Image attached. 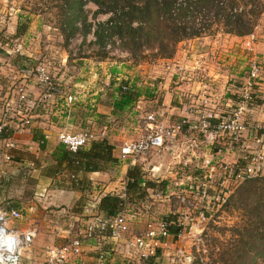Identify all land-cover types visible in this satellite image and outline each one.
<instances>
[{"label":"rangeland","instance_id":"obj_1","mask_svg":"<svg viewBox=\"0 0 264 264\" xmlns=\"http://www.w3.org/2000/svg\"><path fill=\"white\" fill-rule=\"evenodd\" d=\"M63 2L64 0H0V79L6 86L0 91V116L5 114L6 117L15 118L12 108L15 102L12 104L11 102L16 101L19 96L16 95L17 88L21 86L27 111L25 115L21 112L20 117L30 121L24 128L34 126L35 120L41 118L56 124L57 142L59 134H77L86 131L93 133L96 140L97 134L92 128L85 129L89 127L83 124L71 125L76 128L75 133L65 130L66 115L73 117L74 114L71 113L78 111L76 107L79 108L88 95L98 90L106 92L107 87L114 89L115 85L119 81H124L123 78L127 75L132 77L133 83L157 91L156 86L160 79L157 76L158 70H162L175 77L177 83L183 86L193 83L197 85L196 92L188 98L187 104L192 106V110L209 113L217 120L223 117L224 122L232 121L237 128L234 134L219 133L208 142L204 138L205 133L199 130L190 132L183 128L181 142L171 146L168 143L162 151H151L137 158L133 165L117 160L116 165L105 167L100 178L101 183H117L112 191H119V188L125 187L126 180L122 172L133 166L144 169L141 172L145 179L160 181L161 178L166 177L169 184L164 192L149 191L144 199L126 206L124 214L129 226V233L126 236L117 242L110 240L100 243L87 242L82 247L81 255L71 260L69 264H96L97 253L104 255V264L108 262L140 264L136 254L125 248V241L143 231L147 224L156 223L169 216L176 218L181 228L180 234L163 240L167 247L159 250L156 259L151 263L145 264H223V260H228L230 249L237 243L238 233H243L248 216L253 222L256 221V217L248 211L250 207H254L255 201L249 200L246 210H243L241 200L237 198L236 193L242 182H235L227 174L224 175L226 170L223 168L225 165H244L250 158L256 157L255 167L260 180H264V149L263 146L254 143L255 137H264V1H259L260 12L250 35L233 37L224 34L221 28L215 25L213 15H201L195 29H200L202 35L198 39L180 42L176 46L174 56L164 61L153 58L151 56L153 52L147 48L132 58L122 50L121 39L117 36L105 41L104 50L109 56L99 60L97 56L99 49L94 45L95 39L92 33L97 24L108 20L109 15L98 13L93 16L98 8L91 2H87L84 9L92 30L83 36L79 28V32L65 43L58 30L62 20L61 14L65 8ZM226 13L235 12L227 10ZM17 25L25 26L26 32L18 39H11ZM250 37L253 39L252 46ZM242 38L245 40H241ZM250 47H253V50ZM253 64L259 68V74L255 80L252 79L254 84L248 90L252 97L251 101L243 107L240 103L244 100L241 91L250 77ZM36 67L45 69L57 91L52 94L47 93V89L38 83L36 77L23 80L17 75L20 69L34 70ZM147 73H154L151 76L156 78L147 79ZM215 74L217 75L214 76ZM149 84L152 85L148 86ZM158 98L159 93H154L153 100L157 101ZM157 110L156 107L149 108L144 105L141 110L118 114V122L115 124L117 127H124L122 134L126 136L118 143L136 140L144 133L141 124L145 115L142 113L149 114L148 111L155 116L156 124L160 122L170 126L178 124L176 121L164 123L158 116ZM196 117L187 121L195 124L199 120V116ZM18 123L20 124L19 121ZM14 131L16 132L17 129L14 128ZM193 140L194 143L191 142ZM13 147L18 149V146ZM235 149L238 152L234 151ZM18 150L26 153L22 154L24 159L32 160L25 147ZM12 151L9 152L11 158ZM205 153L208 155L205 156ZM49 155L45 152L38 156L36 164L43 168L47 167L50 164ZM258 155L261 160L257 158ZM13 159L14 157L7 162L13 163ZM206 161L209 163L207 166L204 164ZM153 162L160 165L159 178L157 175L152 177L147 170ZM208 175L211 177L208 178ZM16 178L20 181V186ZM7 179L13 180L12 183L10 180L9 187H16V191L6 194V202H8L6 207H11L9 202L20 200L23 203L20 208L22 224L27 225V222L32 224L22 228L38 226V223H33V219L26 218V207H23L31 201L33 204L39 203V200L33 196L35 184L30 169L19 167L13 176L7 174ZM202 182H206L209 186V200L197 199L196 208L187 210L178 202L177 197L184 193L190 184ZM57 185L56 181L52 186L54 188ZM93 188L98 189V186ZM93 188L84 195L83 211L78 215L71 214L69 217L57 215V212H62L56 207L50 208L51 213L43 214L46 219H42L40 223V232L34 240V245L32 244L25 251V254L34 256L36 260L34 263H42L40 259L41 255H44V247L64 243L62 237L65 236V230H71V235L78 238L83 233L85 224L98 215L96 206L100 198L95 199ZM223 196H225L224 201H222ZM199 214L203 215V219L197 218ZM254 244L256 248L264 246V242L260 239ZM35 250L37 254L34 255ZM263 257L257 259L255 263L264 264ZM29 260V256H22L21 264H28Z\"/></svg>","mask_w":264,"mask_h":264},{"label":"trees","instance_id":"obj_2","mask_svg":"<svg viewBox=\"0 0 264 264\" xmlns=\"http://www.w3.org/2000/svg\"><path fill=\"white\" fill-rule=\"evenodd\" d=\"M259 1L64 0L65 8L61 14L62 20L58 30L65 43L79 32V28L83 36L89 34L92 26L87 22L84 6L87 2H91L98 8L93 16L98 13L109 15L108 20L97 24L92 33L95 39L94 45L99 49L97 53L99 60H104L109 56L104 50V43L113 36L121 39L122 50L130 54L132 58L147 48L153 52L151 53L153 58L171 59L180 42L196 39L202 35L200 29H195L201 15H213L215 25L219 26L224 34L235 37L250 35L256 26L260 12ZM227 10L235 13L227 14ZM25 32V26L17 25L16 32L11 39H18ZM110 96L113 115L131 111L141 96H144V100L153 101V93L146 87H136V83L130 84L129 81H120L112 89ZM216 122L213 121L214 124ZM20 130L30 132L32 141L37 145L38 150L41 152L45 150L46 139L40 131L33 128ZM12 134V128H4L0 132V139L9 140ZM114 151L115 147L105 138L94 140L75 153L68 151L59 142L52 149L49 155L50 164L42 170V174L57 181L56 187L81 194L70 213L78 215L83 211L84 195L91 191L90 181L86 179V175L102 172L105 167L117 164L118 159L114 157ZM36 166L39 167L37 164ZM257 177L242 181L236 192L243 210H246L249 200L255 201L254 207H250L248 211L256 217V221L253 222L248 216L243 233H238L237 243L230 249L228 260H223V264H256L255 261L264 256V246L256 248L254 244L257 239L264 242V180H260V176ZM125 179V187L121 194H106L100 197L96 206L98 214L96 216L103 220L112 219L125 210L128 204L144 199L147 192H164L169 184L168 181L155 183L145 179L141 169L134 166L127 169ZM162 219L167 223H172L169 226L170 235L174 237L180 233L181 228L177 226L175 217L169 216ZM152 261L153 259L148 260L149 263Z\"/></svg>","mask_w":264,"mask_h":264},{"label":"built area","instance_id":"obj_3","mask_svg":"<svg viewBox=\"0 0 264 264\" xmlns=\"http://www.w3.org/2000/svg\"><path fill=\"white\" fill-rule=\"evenodd\" d=\"M250 40L252 42V37H250ZM258 74L259 68L253 64L250 69V77L247 82L244 83L243 90L241 91L244 100L240 101V103H242L243 107H246L245 104L248 105L251 101L252 97L250 96V92H248V90H250L254 84L252 79L255 80ZM17 75L23 80L29 78L33 79V76L36 77L38 83L47 89V93L52 94L57 91L55 84L51 82L43 67H36L34 70L33 68L20 69L19 72H17ZM8 80H13V78H8ZM5 87L6 86L3 85L0 79V91H3ZM22 88L23 87L21 86L17 88L16 95L19 96L16 101L11 102V104L15 102L12 105L15 118L6 117L5 114L0 116V132L4 128H11L9 126L11 124H13V127L17 129V131H21L20 129L29 125L30 121L28 119H22V117H20L21 112L25 115L27 111ZM69 101H71V99H69ZM186 111H191L192 118L199 116V120L196 121L195 124H190L187 120H191V118H189V116H183L178 124L170 126L164 125L162 122L156 124L155 116L153 114L150 113L146 115L144 118V122L146 123L144 133L136 140L122 143L119 147L117 157L118 161L134 164V161L137 158L144 156L151 151L164 150L168 143L171 145L179 142V137H181V134L184 133L183 128L188 129L190 132H197L199 130L202 133H205L206 135L204 138L207 142L211 141L214 135L219 133L234 134L237 129L235 128L234 122L230 121L226 123L223 121V117L217 120L209 113H198V111L192 110V106H187ZM14 121L17 123L19 121L20 124H15L13 123ZM213 121L217 122L214 124ZM57 140L65 146L68 151L75 153L86 147L90 142L94 141L95 135L87 131L77 134L62 133L58 135ZM191 142L194 143V140ZM254 143L256 145L263 146L264 149L263 136L255 137ZM13 146H15V144L11 140H7L4 143L3 147L0 148L1 161L7 162L11 160L9 152L15 149ZM260 154H262V152H260ZM257 158L261 160L259 155ZM256 160V157H252L248 160V163L244 165H225L223 169L226 171L223 174H227L228 177L230 176V178L235 182H242L247 179L255 178L259 176L257 167H255L254 163ZM204 164L207 166L209 163L205 162ZM151 175L152 177H155L154 173H151ZM210 177L211 175H208V178ZM149 181H156V179ZM208 188L209 186L206 182L190 184L187 190L177 197V200L187 210L195 209V201L197 199L206 201L209 200ZM224 199L225 196H223L222 201H224ZM197 218L203 219V215L199 214ZM19 221H22V215L19 210H0V264H21L23 253L29 249L37 237L38 229L35 227H29L22 230L12 227L15 222ZM171 224L172 223H167L163 220L147 224L143 231H140L137 235H134L125 241V248L136 254L137 261L140 264H145L149 259H156L157 252L164 247H167V244L163 242V240L172 236L169 234V226ZM176 224L178 226L177 222ZM178 227L180 228V226ZM82 232V234L76 238L71 235V230H65V236L62 237L65 240L64 243L58 246L46 247L44 249V260L41 264H69L71 260L76 259L81 255L82 247L87 242L93 241L95 243H100L105 240L113 242L121 240L129 233V226L124 210L119 212L112 219L103 220L98 216L92 217V219L85 224ZM179 234L177 236H179ZM104 262V255L97 253L96 264H104ZM106 264L110 263L108 262Z\"/></svg>","mask_w":264,"mask_h":264},{"label":"crops","instance_id":"obj_4","mask_svg":"<svg viewBox=\"0 0 264 264\" xmlns=\"http://www.w3.org/2000/svg\"><path fill=\"white\" fill-rule=\"evenodd\" d=\"M235 37V36H233ZM198 39V38H196ZM194 40V39H193ZM241 40H245V38H242ZM250 41V39H249ZM248 42V41H247ZM251 46L252 42L250 41ZM253 50V47H250ZM164 61V59H163ZM166 62V61H165ZM169 62V60H167ZM165 64V63H163ZM166 63L165 65H167ZM162 69V68H160ZM151 74L154 73H147L146 78L147 79H152L154 80L156 76L152 77ZM213 75V74H212ZM215 74L214 76H216ZM158 85L157 91L152 90L148 87V90L151 93H159V98L157 101H151V100H144L143 97L136 102L134 108L131 111H138L139 109L141 110L142 107L148 106L149 108L156 107L157 114L160 116L161 120L164 123H168L169 121H176L177 123L181 120L183 116H189V118L192 119V113L187 112L186 108L187 106L191 107V105L187 104L188 103V98L189 95L194 94L197 90V85L195 83L187 86H183L176 81L175 77H172L171 74H168L167 71L158 70ZM171 76V77H170ZM131 78L129 75L124 77V81H129L131 84ZM144 78V77H143ZM117 80V79H115ZM150 81V80H149ZM120 82V81H119ZM119 82L117 84H119ZM151 82V81H150ZM116 84V85H117ZM115 85V87H116ZM152 84H149L148 86H151ZM136 87H139V85L136 84ZM112 88L107 87L106 92H102L101 90L96 91L93 94L88 95L87 99H83V105H79V108L76 107V110H78L76 113H71L74 114L73 117L67 116L66 115V126L65 130L75 133L76 128L72 127L71 125L76 123L83 124L85 129H91L94 131V133L97 134V139H103L105 138L111 145L115 147L114 151V157L117 159L118 153H119V147L122 145L123 141L121 144L118 143L121 140L125 139L126 136L122 134V129L124 128L123 126L117 127L116 122H118V117L117 115L120 114H115L113 115L112 113V108H111V96L110 94L112 93ZM228 90V88H227ZM108 91V92H107ZM229 91V90H228ZM85 96V95H84ZM90 96H93L91 98ZM226 98L228 99L227 95ZM142 106V107H141ZM75 110V109H72ZM130 111H125L122 113H128ZM150 114V112L148 111ZM70 114V115H71ZM145 116L148 115L147 113H142ZM57 116V115H56ZM144 118L142 119V124H141V129L144 131L146 127V123L144 122ZM100 121V122H99ZM70 122V123H69ZM116 123V124H115ZM13 129V134L12 137L10 138L13 140L15 146H18V149L21 147H25L26 152L29 151V154L31 155V159L33 160H26L23 158L22 154H26L23 150L19 151L16 149V151H12L14 157V162L9 163V162H4L0 160V210H9V209H18L20 211V208H22L23 203L20 202V200H14L12 202H9L11 204V207H6L8 202H6V194L7 193H15L16 187L13 188V186L9 187V184L13 182L12 180L10 183V180L8 181L7 179V174L13 176L16 169L19 167L23 168H29L31 172V176H33L34 179V184H35V189H34V194L33 196L35 197L36 200H39V203L33 204L32 201L23 207H26V218L28 220L33 219V223H38V226H34L36 229H38V232H40V227L42 223V219H46L45 215L46 213H51V209L53 207L59 208L62 213L57 212L56 214L63 215L64 217H69L72 213H70L69 209L73 204L81 197V194L79 192L71 191L69 189H63V188H58L54 187L53 188V181L51 178L45 177L42 174V170L44 169L42 166L37 167L36 165L34 166L33 162L35 164L37 163V157L44 154L45 152L49 155L52 151V149L58 144L56 141V135H57V126L56 124H52L50 121H46L43 119H37L35 120L34 126H31L30 128L35 129L40 131V133L44 136L46 139L45 143V150L43 153H40V151L37 148V145L32 141V135L30 132L26 130H22L20 132H15L13 124L9 125ZM116 126V127H115ZM115 127V128H114ZM123 135V137H122ZM9 139V140H10ZM184 140V139H182ZM7 140H2L0 139V147L4 142ZM179 141H181V137H179ZM172 145V144H171ZM170 145V146H171ZM16 148V147H15ZM234 151L238 152L237 149ZM11 153V154H12ZM39 154V155H38ZM205 156L208 155V153L204 154ZM11 158V160H12ZM208 162V161H206ZM133 165V164H130ZM141 170H144L143 168ZM147 170L150 173H154V176L157 175L159 178L160 175V165L156 163H151L148 167ZM127 172V169H125L122 172L123 177H125ZM103 172H95V173H89L86 175V179L90 181V188H93L94 186H98V189L92 190L93 195H95V199H99L105 194H113V195H118L121 194L124 190V187L119 188V191H112L113 187L116 188L117 183L115 182H110L107 184L101 183V176ZM162 174V173H161ZM17 179V178H16ZM126 180V179H125ZM166 177L161 178L160 181L156 179L154 181L155 183H159L162 181H167ZM172 180V179H171ZM17 183L20 186V181L17 179ZM177 181V180H176ZM102 184V185H101ZM122 184V183H121ZM179 184V183H178ZM94 185V186H93ZM65 186H67L65 184ZM111 189V190H110ZM118 189V188H117ZM37 191V192H36ZM40 198V199H39ZM33 199V198H32ZM43 199V200H42ZM43 205L40 206L41 203ZM49 208V209H48ZM42 211H41V210ZM66 209V210H64ZM45 211V212H44ZM73 215V214H72ZM71 218V217H70ZM23 221L15 222L12 227L22 230V226L26 227L27 225L30 226L29 222L28 224H22ZM25 229V228H24ZM34 243V242H33ZM34 245V244H33ZM48 247V246H47ZM46 248V247H44ZM30 251V250H29ZM37 254L36 250L34 251V255ZM22 256H29L30 260L28 261V264H36L34 263L36 260L34 259L33 255L30 254H25L23 253ZM41 262L44 260V255H41ZM33 262V263H32ZM39 264V263H37Z\"/></svg>","mask_w":264,"mask_h":264}]
</instances>
